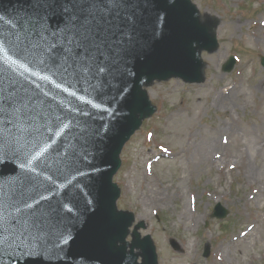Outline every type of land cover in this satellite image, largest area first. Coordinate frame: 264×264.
I'll use <instances>...</instances> for the list:
<instances>
[{
    "label": "rangeland",
    "instance_id": "1",
    "mask_svg": "<svg viewBox=\"0 0 264 264\" xmlns=\"http://www.w3.org/2000/svg\"><path fill=\"white\" fill-rule=\"evenodd\" d=\"M189 1L218 47L201 53L200 84L171 78L143 86L155 111L121 151L113 177L120 191L117 210L135 218L128 243L142 224L136 232L151 239L157 264H264V0ZM230 56L235 66L225 73ZM222 86L235 87L228 106L239 129L229 139L233 168L212 164L206 149V138L226 118L227 108L213 106ZM179 109L182 116L170 117ZM173 150L183 153L169 163L154 161ZM247 166L253 179L244 177ZM216 204L228 212L222 220L211 217ZM245 232L224 255L226 245ZM135 253L140 264L141 252Z\"/></svg>",
    "mask_w": 264,
    "mask_h": 264
},
{
    "label": "water",
    "instance_id": "2",
    "mask_svg": "<svg viewBox=\"0 0 264 264\" xmlns=\"http://www.w3.org/2000/svg\"><path fill=\"white\" fill-rule=\"evenodd\" d=\"M26 7V0H0L4 25ZM135 39L136 50L128 60L132 74L113 71L102 81H73L70 85L47 72L32 68L25 72L14 66L33 87L39 85L42 92L49 93L46 120L40 122L47 125L41 144L45 150L24 170L19 168V160L0 167V184L7 185L22 171L36 177L38 191L46 199L39 205L29 203L43 206L49 215L42 221V230L25 234L23 242L45 243L53 252L50 264H138L136 249L141 251L140 264H157L151 239H141L136 232L142 224L133 230L131 243L126 241L134 216L117 211L119 189L112 178L120 167L124 144L155 111L143 86L170 78L201 83L200 54L215 51L218 43L189 0H153L142 15ZM234 65L230 57L222 70L228 73ZM261 66L264 68V58ZM46 75L47 81L42 79ZM57 83L60 89L55 87ZM7 149L5 144L0 150ZM0 211L5 217L12 211L6 197ZM227 214L216 204L211 217L224 219ZM6 235L9 242H21ZM5 260L7 264H26L23 259L5 256Z\"/></svg>",
    "mask_w": 264,
    "mask_h": 264
},
{
    "label": "snow or ice",
    "instance_id": "3",
    "mask_svg": "<svg viewBox=\"0 0 264 264\" xmlns=\"http://www.w3.org/2000/svg\"><path fill=\"white\" fill-rule=\"evenodd\" d=\"M152 2L26 0L27 7L8 25L0 15V149L8 146L7 151L0 150V167L19 160L24 170L45 150L41 144L47 125L40 122L46 120L49 93L39 85L33 87L14 66L25 72L29 68L47 72L70 85L102 81L113 71L132 74L128 60L136 50L142 15ZM42 79L47 81L49 76ZM55 87L60 89L61 84ZM39 188L36 177L23 171L7 185L0 184V205L6 197L12 208L7 217L0 211V264H7L5 256L26 264H50L53 252L45 243L23 242L25 234L42 230V221L49 215L43 206L29 203L39 205L46 199ZM6 234L21 242H9Z\"/></svg>",
    "mask_w": 264,
    "mask_h": 264
},
{
    "label": "bare ground",
    "instance_id": "4",
    "mask_svg": "<svg viewBox=\"0 0 264 264\" xmlns=\"http://www.w3.org/2000/svg\"><path fill=\"white\" fill-rule=\"evenodd\" d=\"M235 91V87H229V86H222L218 90L215 91L214 94V101L213 106H224L227 108L226 118L222 121H220V124L212 129L211 133L206 138V149L208 150V154L210 156L209 161L212 164L215 163H221L223 166H228V168H233L234 165H230V160L232 159L231 152H230V145H229V139L233 135L234 132L239 131L237 124L235 123V120L233 116L231 115V111L228 108L230 105V99L233 96V93ZM184 109H179L177 112H173V114L170 117L174 116H182L184 114ZM247 132V130H243ZM187 137H190V134L187 135ZM234 137V136H232ZM260 142V148L264 149V136L259 139ZM238 148V146H237ZM232 149V148H231ZM232 151L235 153L236 150ZM183 151H176L173 150L169 153V156L164 157L163 155H158L154 161L156 162H171L177 157H180ZM239 153V152H238ZM245 179H253V170L247 166L245 172H244ZM252 194L256 195L257 191H251ZM256 197V196H255ZM181 218H185V212L182 213ZM250 228H248L249 230ZM247 232L238 235L234 237L229 244L226 245L227 251L224 253V255L229 254V248L230 245L238 244L242 241L243 237L246 235ZM223 246H220L217 250L221 251Z\"/></svg>",
    "mask_w": 264,
    "mask_h": 264
}]
</instances>
